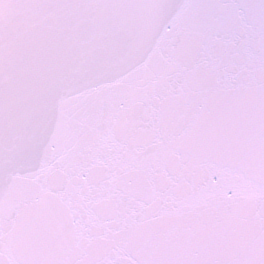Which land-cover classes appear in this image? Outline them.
I'll return each mask as SVG.
<instances>
[{"label": "snow or ice", "instance_id": "snow-or-ice-1", "mask_svg": "<svg viewBox=\"0 0 264 264\" xmlns=\"http://www.w3.org/2000/svg\"><path fill=\"white\" fill-rule=\"evenodd\" d=\"M0 264H264V0H0Z\"/></svg>", "mask_w": 264, "mask_h": 264}]
</instances>
